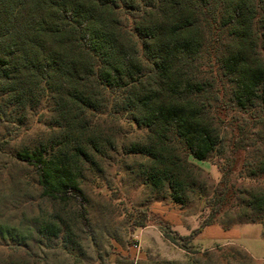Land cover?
I'll return each instance as SVG.
<instances>
[{"label": "trees", "instance_id": "obj_1", "mask_svg": "<svg viewBox=\"0 0 264 264\" xmlns=\"http://www.w3.org/2000/svg\"><path fill=\"white\" fill-rule=\"evenodd\" d=\"M224 98L243 112L259 107L264 119V0H0V121L51 103V131L14 155L33 169L40 195L73 202L84 226L80 165L100 167L116 147L97 118L106 114L145 128L125 150L142 158L150 192L165 191L180 206L204 197L187 235L159 216L174 245L196 253L190 241L210 224L259 223L264 236V121L230 137L229 152L244 153L240 184L229 180L226 159L207 193L202 168L188 159L223 153ZM148 212L132 228L153 224ZM61 224L46 222L42 232L58 237Z\"/></svg>", "mask_w": 264, "mask_h": 264}, {"label": "rangeland", "instance_id": "obj_2", "mask_svg": "<svg viewBox=\"0 0 264 264\" xmlns=\"http://www.w3.org/2000/svg\"><path fill=\"white\" fill-rule=\"evenodd\" d=\"M224 101L223 153L211 154L205 160L188 156L202 168L200 177H206L207 193L219 178L216 164L226 159L233 162L229 180L235 184L243 181L244 153L229 152L230 137L239 129L260 128L264 121L259 107L243 112L227 103V98ZM19 114L14 111L7 121H0V140H3L0 141V229L5 231L0 232V264H118L117 261H124V256L129 255L126 253L129 245L140 251L141 258L132 257L140 264H159L163 260L179 264L193 260L197 264H264L263 226L259 223H244L223 235L210 229L201 238L191 239L194 254L163 236L157 214L148 212L153 223L148 225L153 229L132 228L137 214L156 204L165 211H180L181 221L189 226L192 217L199 221L204 197L191 195L180 206L165 191L150 192L138 172L142 158L125 150L129 144L141 140L145 128L115 115L97 116L105 130L114 135L115 150L108 152L100 167H90L87 162L80 165V187L86 198V226L82 225L76 217L74 203L62 204L42 197L33 169L14 155L51 131L54 126L51 103L42 100L22 117ZM46 222L61 224L58 237L42 232ZM134 244L139 245L137 250ZM233 250L249 254L251 260L238 258L236 254L233 257Z\"/></svg>", "mask_w": 264, "mask_h": 264}, {"label": "crops", "instance_id": "obj_3", "mask_svg": "<svg viewBox=\"0 0 264 264\" xmlns=\"http://www.w3.org/2000/svg\"><path fill=\"white\" fill-rule=\"evenodd\" d=\"M152 213L159 215L161 218L164 220L168 221L171 225L172 228L176 231H178L181 235H187L191 229L195 228L197 226L198 221L195 220V217H192L190 220L189 226L183 224L181 221V215L180 211L177 213L175 212H170V211H165L162 209V206L160 204H156L154 208L149 209ZM242 224H236L233 225L232 227L228 229H223L220 225L218 224H210L206 225L203 227V229L197 233L193 238L192 241H195L199 238H201L206 232H208L210 229L217 231L219 234L223 235L226 233V231L232 230V229H238L241 227ZM146 228H154L152 226L146 225L142 227L141 231L145 230ZM227 241V240H226ZM127 254L131 255V257L135 258H141L140 251H135L131 249V247L128 248L126 251Z\"/></svg>", "mask_w": 264, "mask_h": 264}, {"label": "built area", "instance_id": "obj_4", "mask_svg": "<svg viewBox=\"0 0 264 264\" xmlns=\"http://www.w3.org/2000/svg\"><path fill=\"white\" fill-rule=\"evenodd\" d=\"M133 246H134V248H136V250L139 247V245H137V244H134Z\"/></svg>", "mask_w": 264, "mask_h": 264}]
</instances>
